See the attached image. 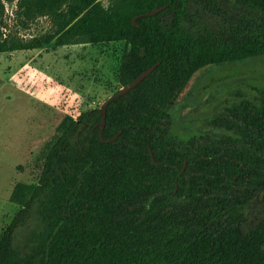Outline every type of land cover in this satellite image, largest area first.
Listing matches in <instances>:
<instances>
[{
    "label": "trees",
    "instance_id": "trees-1",
    "mask_svg": "<svg viewBox=\"0 0 264 264\" xmlns=\"http://www.w3.org/2000/svg\"><path fill=\"white\" fill-rule=\"evenodd\" d=\"M14 1L0 0V51L121 40L122 86L158 65L109 102L103 136L106 102L59 125L39 180L12 192L0 264H264V88L231 93L199 133L177 109L200 69L264 55V0H19L9 14ZM33 12L56 30L13 31ZM210 13L216 28L196 29Z\"/></svg>",
    "mask_w": 264,
    "mask_h": 264
},
{
    "label": "rangeland",
    "instance_id": "rangeland-1",
    "mask_svg": "<svg viewBox=\"0 0 264 264\" xmlns=\"http://www.w3.org/2000/svg\"><path fill=\"white\" fill-rule=\"evenodd\" d=\"M18 1L6 4L9 14L19 8ZM117 1L97 3L112 9ZM215 19L212 13L201 14L192 24L196 29H212L217 26ZM58 22L51 14L33 12L13 17L10 24L21 37L32 38L54 32ZM90 39L84 36L71 44H59L55 38L38 48L0 51V239L21 207L11 198L16 184L39 180L63 120L102 106L124 87L118 70L125 42ZM260 88H264V55L200 69L177 105L189 123L180 132L209 130L199 125L231 99V93ZM27 229L22 227L19 237Z\"/></svg>",
    "mask_w": 264,
    "mask_h": 264
},
{
    "label": "water",
    "instance_id": "water-1",
    "mask_svg": "<svg viewBox=\"0 0 264 264\" xmlns=\"http://www.w3.org/2000/svg\"><path fill=\"white\" fill-rule=\"evenodd\" d=\"M163 7H159L153 11H151V14H154L158 11H161ZM135 23L136 22V18L134 19ZM158 65V63H155L154 65H152L150 68H148L147 70H145L143 73H141L136 79H134L132 82H130L128 85L124 86L122 89H120L118 92H116L113 97H111L110 99H108V101H106V103L101 107V112L103 115V120L100 122V126H101V136H103L104 134V128H105V124H106V120H107V109H108V105L109 102L115 97V96H120L128 91H130L133 87L137 86L145 77H147L148 75H150L152 73V71L156 68V66ZM118 135H116L115 137H117ZM153 155V152H152ZM153 159L155 160V157L153 155Z\"/></svg>",
    "mask_w": 264,
    "mask_h": 264
}]
</instances>
